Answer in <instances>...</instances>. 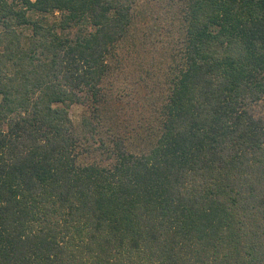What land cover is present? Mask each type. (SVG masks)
Returning <instances> with one entry per match:
<instances>
[{
  "label": "trees",
  "instance_id": "16d2710c",
  "mask_svg": "<svg viewBox=\"0 0 264 264\" xmlns=\"http://www.w3.org/2000/svg\"><path fill=\"white\" fill-rule=\"evenodd\" d=\"M146 1L0 0V264H264V0H165L184 65L147 152L71 118Z\"/></svg>",
  "mask_w": 264,
  "mask_h": 264
},
{
  "label": "rangeland",
  "instance_id": "374dc122",
  "mask_svg": "<svg viewBox=\"0 0 264 264\" xmlns=\"http://www.w3.org/2000/svg\"><path fill=\"white\" fill-rule=\"evenodd\" d=\"M171 9L175 11L165 0H148L134 8L129 33L118 45L115 58L110 57L111 70L101 87L102 101L97 105L90 102L89 108H71L77 126L88 115L110 144L115 138L124 139L133 154L153 146L163 101L184 65V37ZM58 17L49 20L55 22ZM79 153L84 162L101 159L87 154L84 147Z\"/></svg>",
  "mask_w": 264,
  "mask_h": 264
}]
</instances>
